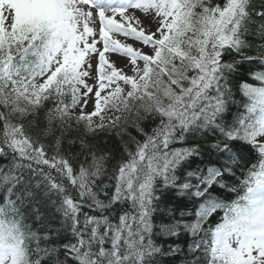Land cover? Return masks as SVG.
<instances>
[{
    "label": "snow or ice",
    "instance_id": "1",
    "mask_svg": "<svg viewBox=\"0 0 264 264\" xmlns=\"http://www.w3.org/2000/svg\"><path fill=\"white\" fill-rule=\"evenodd\" d=\"M0 264H264V0H0Z\"/></svg>",
    "mask_w": 264,
    "mask_h": 264
},
{
    "label": "rangeland",
    "instance_id": "2",
    "mask_svg": "<svg viewBox=\"0 0 264 264\" xmlns=\"http://www.w3.org/2000/svg\"><path fill=\"white\" fill-rule=\"evenodd\" d=\"M97 27H98V25H97ZM117 38H118V39H121L122 41L125 40L124 37H117ZM126 42H128V43H132L135 47H140V45H139L137 42H134V41H132L131 39H128ZM98 46H99V45H98ZM106 55L109 57V59H111V60H116V61H117V65H118L119 67H123L124 64L127 63L126 58L118 57V55L115 54V53H107Z\"/></svg>",
    "mask_w": 264,
    "mask_h": 264
},
{
    "label": "trees",
    "instance_id": "3",
    "mask_svg": "<svg viewBox=\"0 0 264 264\" xmlns=\"http://www.w3.org/2000/svg\"><path fill=\"white\" fill-rule=\"evenodd\" d=\"M107 146L110 147V148L116 149L117 152L119 151L118 142H117L115 137L112 138L111 142Z\"/></svg>",
    "mask_w": 264,
    "mask_h": 264
}]
</instances>
